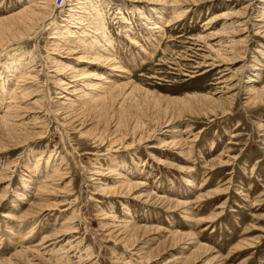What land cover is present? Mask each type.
<instances>
[{
  "label": "rangeland",
  "instance_id": "obj_1",
  "mask_svg": "<svg viewBox=\"0 0 264 264\" xmlns=\"http://www.w3.org/2000/svg\"><path fill=\"white\" fill-rule=\"evenodd\" d=\"M59 2L0 0V264H264V0Z\"/></svg>",
  "mask_w": 264,
  "mask_h": 264
},
{
  "label": "bare ground",
  "instance_id": "obj_2",
  "mask_svg": "<svg viewBox=\"0 0 264 264\" xmlns=\"http://www.w3.org/2000/svg\"><path fill=\"white\" fill-rule=\"evenodd\" d=\"M65 2H66V0H64ZM158 1V0H157ZM165 1V0H164ZM167 1V0H166ZM174 1V0H173ZM175 1H177V0H175ZM184 1V0H183ZM65 2H64V4H65ZM164 3V2H163ZM48 4V3H47ZM167 4V3H166ZM171 4V3H170ZM46 4L44 3L42 6H45ZM169 5V4H168ZM59 6V5H58ZM164 6V7H163ZM165 6L166 5H162V7H160L161 8V11L165 8ZM120 7H117V10H116V13L118 12L119 14H121V12H119L120 10ZM44 10V9H43ZM42 10V11H43ZM46 10V9H45ZM44 10V11H45ZM117 13V14H118ZM156 13V12H155ZM21 14V13H20ZM24 14H26V17L24 16V15H19L18 14V16H16V17H11V18H4V19H1V21H0V30H4L6 27H7V25H5V23L6 22H8L9 20V22L12 24V25H15L16 23H18V22H20V23H26L28 20H30V19H35V17H38V18H40L41 16H42V14L40 13V12H37V10L35 9V8H32V9H30V10H27V12H25ZM161 14H163V13H161ZM17 18H19V19H17ZM16 20H18V21H16ZM173 20V19H172ZM4 24V26H6V27H1V25H3ZM7 24H9V23H7ZM155 24V23H154ZM10 25H8V27H9ZM7 27V28H8ZM1 36V35H0ZM85 53V52H84ZM86 54V53H85ZM86 57H88L87 55H85ZM98 56V55H97ZM99 57V56H98ZM83 58H85V57H83ZM91 58V57H90ZM93 58V57H92ZM97 58V57H96ZM94 59V58H93ZM102 59V58H101ZM97 60H98V58H97ZM54 61V60H53ZM105 62V61H104ZM107 63H109V59H107ZM115 63V62H114ZM114 63L112 64V63H109V65H110V67H112V68H118V66L117 65H114ZM113 65V66H112ZM62 74V73H61ZM91 74V73H90ZM98 75V74H97ZM100 77H99V75H98V79H99ZM104 79V78H103ZM105 82H107L106 84V86H105V88H107V87H109L110 88V86H112L113 84L112 83H110V82H113L112 80H106ZM66 84V83H65ZM70 89V88H69ZM74 90V89H73ZM256 91V90H255ZM69 93V92H68ZM72 94V93H71ZM61 96V95H60ZM62 97H65V95H62ZM184 205V204H183Z\"/></svg>",
  "mask_w": 264,
  "mask_h": 264
},
{
  "label": "built area",
  "instance_id": "obj_3",
  "mask_svg": "<svg viewBox=\"0 0 264 264\" xmlns=\"http://www.w3.org/2000/svg\"><path fill=\"white\" fill-rule=\"evenodd\" d=\"M60 2L59 3H57L59 6H61L62 4H63V2H64V0H59Z\"/></svg>",
  "mask_w": 264,
  "mask_h": 264
}]
</instances>
